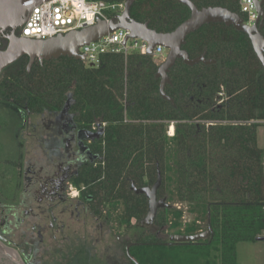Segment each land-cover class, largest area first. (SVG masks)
Returning a JSON list of instances; mask_svg holds the SVG:
<instances>
[{
  "label": "trees",
  "instance_id": "16d2710c",
  "mask_svg": "<svg viewBox=\"0 0 264 264\" xmlns=\"http://www.w3.org/2000/svg\"><path fill=\"white\" fill-rule=\"evenodd\" d=\"M189 1L244 19L238 0ZM130 17L169 33L190 10L180 0H135ZM182 50L190 59L205 54L214 63L177 60L164 87L171 102L160 96V59L137 52L105 55L98 67L60 57L36 60L28 70L23 57L14 73L0 77V101L33 115L66 106L78 126L102 127L103 161L79 181L97 218L126 230L139 223L148 201L131 187H150L160 175L157 198L169 207L157 211L154 231L142 233L129 249L138 264H213V252L220 264H236V245L255 242L264 230V152L257 145L259 125L251 123L264 121V67L248 36L224 24L202 26ZM182 206L193 219L189 224L180 221ZM204 226L211 234L197 244L166 246L158 236H192Z\"/></svg>",
  "mask_w": 264,
  "mask_h": 264
},
{
  "label": "flooded vegetation",
  "instance_id": "af4514ba",
  "mask_svg": "<svg viewBox=\"0 0 264 264\" xmlns=\"http://www.w3.org/2000/svg\"><path fill=\"white\" fill-rule=\"evenodd\" d=\"M9 35V29L0 35V50L8 47ZM31 116L39 121H29ZM102 131L100 125L89 130L78 126L66 106L60 112L33 115L0 101V264H55L58 245L69 239L70 229L90 220L101 228L113 225L108 217L94 215L82 197L85 185L79 182L84 171L103 161ZM12 176L14 191H8L6 180ZM137 240L125 247L129 264H136L129 249ZM74 253L67 264L96 257L92 252ZM101 258L107 261L109 256L102 253Z\"/></svg>",
  "mask_w": 264,
  "mask_h": 264
},
{
  "label": "water",
  "instance_id": "95a60500",
  "mask_svg": "<svg viewBox=\"0 0 264 264\" xmlns=\"http://www.w3.org/2000/svg\"><path fill=\"white\" fill-rule=\"evenodd\" d=\"M40 1L41 0H0V35L5 30H10V35L6 37L9 41V45L5 50H0V75L6 68L16 63L21 57L28 58V70L36 60L40 64L44 61H50L60 57H70L84 61V56L78 52L83 44L95 42L108 33L123 29L130 32L129 37L124 40L123 44H126L129 38H139L148 43L149 48L147 50V55L149 56H152L153 49L157 46H161L165 49L166 57L158 66L156 78L160 79V96L171 102L164 93V87L169 82L168 71L177 60H182L187 66H194L198 63L206 65L214 63V61L206 60L205 54H202L196 59H190L188 54L182 50L187 36L206 24L218 23L224 24L227 27L231 26L236 31L245 33L251 42L257 58L264 67V37L260 34L264 19V0L256 4L259 19L252 27L245 25L238 14L232 13L225 8L208 7L198 9L189 0H180V3L190 10V17L181 23L174 31L169 33H158L150 29L148 23H138L131 19L130 8L135 0H126L124 12L117 18L112 19L109 23L98 21L94 26L79 31L69 32L64 35H58L46 40H32L18 37L16 31L23 24L26 13L30 11L33 4ZM160 182L161 178L158 174L156 182L150 187L136 188L134 185L131 187V190L135 194L145 195L148 201V212L145 218L140 222L141 226H152L157 211L169 207L165 199L157 198V190L160 186ZM210 234L211 231L208 229L192 236L170 235L168 237L169 241L164 245L197 244L200 240L208 238ZM256 241H264V238L259 237Z\"/></svg>",
  "mask_w": 264,
  "mask_h": 264
},
{
  "label": "built area",
  "instance_id": "2783aa9c",
  "mask_svg": "<svg viewBox=\"0 0 264 264\" xmlns=\"http://www.w3.org/2000/svg\"><path fill=\"white\" fill-rule=\"evenodd\" d=\"M125 1L41 0L33 4L30 11L26 13L25 20L16 31V34L22 38L46 40L94 26L98 21L109 23L124 12ZM261 1L263 0H238L240 12L244 17L242 20L245 25L252 27L256 24L259 19L256 4ZM129 35V31L118 29L95 42L83 44L78 52L84 56V63L90 67H98L102 57L105 55L122 54L127 56L132 52L147 55L148 43L139 38H129L126 44H123ZM165 53L166 51L163 47L157 46L153 49L152 56L160 59L162 62L164 61ZM251 123L258 124L264 128V121H254ZM260 237L264 238V230Z\"/></svg>",
  "mask_w": 264,
  "mask_h": 264
},
{
  "label": "rangeland",
  "instance_id": "374dc122",
  "mask_svg": "<svg viewBox=\"0 0 264 264\" xmlns=\"http://www.w3.org/2000/svg\"><path fill=\"white\" fill-rule=\"evenodd\" d=\"M166 57V53L164 59ZM162 63V62H161ZM160 65V64H159ZM158 65V66H159ZM17 69V63L12 64L8 68H6L0 75V77H7L10 74L14 73ZM29 121L38 122L35 116H31ZM173 131V132H172ZM170 132V133H169ZM174 133V126L170 124L167 128V135L172 136ZM2 135V133L0 132ZM8 140L10 139V134H5ZM257 145L259 148H263L264 145V128L259 126L257 128ZM15 178H8L6 180V188L8 191H14ZM6 190V193H8ZM183 216L180 219L182 225L189 224L192 222V217L187 213V207L182 206ZM103 228L99 227V225L95 224L93 220L87 222L86 226L79 224L76 228L70 229V232L67 233L69 235L68 238H64L61 240L57 251L58 262L67 264V261L73 260L75 253L74 251H86L92 252V256L94 259L90 262L89 259L87 261H82L80 264H103L105 261L106 264H129L128 260L125 258V247L134 242L142 233L148 231H154L152 227H141L139 223H133L132 227L126 231L124 227L119 228L118 224L113 223V225H106L105 223L102 225ZM207 228L204 226L202 233L206 231ZM171 234L159 235L163 241L166 243L169 241L168 237ZM85 236V238H84ZM69 255L65 258L62 257L63 254ZM109 256L107 261L101 258V254ZM236 255V264H264V241H255V242H241L236 245L235 249ZM213 264H220L219 254L213 252L212 256L209 258ZM56 262L55 264H60ZM136 262V261H135ZM79 264V262L77 261ZM137 263V262H136ZM138 264V263H137Z\"/></svg>",
  "mask_w": 264,
  "mask_h": 264
},
{
  "label": "bare ground",
  "instance_id": "6f19581e",
  "mask_svg": "<svg viewBox=\"0 0 264 264\" xmlns=\"http://www.w3.org/2000/svg\"><path fill=\"white\" fill-rule=\"evenodd\" d=\"M173 132V131H172ZM170 133V132H169Z\"/></svg>",
  "mask_w": 264,
  "mask_h": 264
},
{
  "label": "crops",
  "instance_id": "0c3cea01",
  "mask_svg": "<svg viewBox=\"0 0 264 264\" xmlns=\"http://www.w3.org/2000/svg\"><path fill=\"white\" fill-rule=\"evenodd\" d=\"M263 149V148H262Z\"/></svg>",
  "mask_w": 264,
  "mask_h": 264
}]
</instances>
